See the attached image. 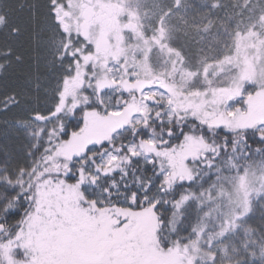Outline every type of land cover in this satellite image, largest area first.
<instances>
[{
	"label": "snow or ice",
	"instance_id": "6c2138e0",
	"mask_svg": "<svg viewBox=\"0 0 264 264\" xmlns=\"http://www.w3.org/2000/svg\"><path fill=\"white\" fill-rule=\"evenodd\" d=\"M0 264H264V0H0Z\"/></svg>",
	"mask_w": 264,
	"mask_h": 264
},
{
	"label": "trees",
	"instance_id": "16d2710c",
	"mask_svg": "<svg viewBox=\"0 0 264 264\" xmlns=\"http://www.w3.org/2000/svg\"><path fill=\"white\" fill-rule=\"evenodd\" d=\"M14 2L17 3V4H19V3H23L24 0H14ZM17 15L19 17H21L22 19H26V17H27V10L25 9L22 12H18ZM23 44H24V49L23 50L25 51V55L30 58V56L32 55V50H31L30 41L28 40L27 37H25V39L23 41ZM29 62H30V59H29ZM27 67H28L27 64H25L23 66H17V67H15L13 69L11 75L12 76H15V75L19 74L22 71H26L27 70Z\"/></svg>",
	"mask_w": 264,
	"mask_h": 264
}]
</instances>
